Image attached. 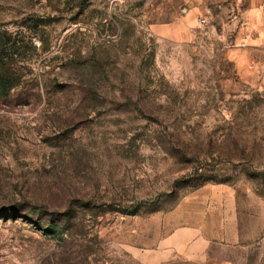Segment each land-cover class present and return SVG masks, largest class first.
<instances>
[{
	"label": "rangeland",
	"instance_id": "rangeland-1",
	"mask_svg": "<svg viewBox=\"0 0 264 264\" xmlns=\"http://www.w3.org/2000/svg\"><path fill=\"white\" fill-rule=\"evenodd\" d=\"M252 26L264 0H0V264H147L188 229L205 261L163 264H264Z\"/></svg>",
	"mask_w": 264,
	"mask_h": 264
},
{
	"label": "crops",
	"instance_id": "crops-1",
	"mask_svg": "<svg viewBox=\"0 0 264 264\" xmlns=\"http://www.w3.org/2000/svg\"><path fill=\"white\" fill-rule=\"evenodd\" d=\"M251 34L244 36L240 47L232 51L236 57L237 74L241 80L259 84L264 80V35L258 34L256 27H249ZM200 231L195 229L177 230L170 233L159 246L155 256L148 257L147 264H163L177 257L189 261H205V250L208 242L196 238ZM197 250V255L193 252Z\"/></svg>",
	"mask_w": 264,
	"mask_h": 264
},
{
	"label": "trees",
	"instance_id": "trees-1",
	"mask_svg": "<svg viewBox=\"0 0 264 264\" xmlns=\"http://www.w3.org/2000/svg\"><path fill=\"white\" fill-rule=\"evenodd\" d=\"M15 63L0 58V94L7 96L20 83Z\"/></svg>",
	"mask_w": 264,
	"mask_h": 264
}]
</instances>
